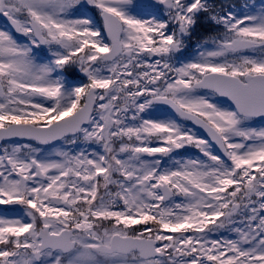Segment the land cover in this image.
<instances>
[{
	"label": "snow or ice",
	"instance_id": "obj_1",
	"mask_svg": "<svg viewBox=\"0 0 264 264\" xmlns=\"http://www.w3.org/2000/svg\"><path fill=\"white\" fill-rule=\"evenodd\" d=\"M243 9L0 0V142L79 149H0V264H264V0Z\"/></svg>",
	"mask_w": 264,
	"mask_h": 264
},
{
	"label": "rangeland",
	"instance_id": "obj_2",
	"mask_svg": "<svg viewBox=\"0 0 264 264\" xmlns=\"http://www.w3.org/2000/svg\"><path fill=\"white\" fill-rule=\"evenodd\" d=\"M0 29H2L1 27H0ZM259 127H262V126H257V128H259ZM14 144H19V143H11V144H9V145H14ZM19 145H23V144H19ZM58 148H62L63 150H64V148L60 145V146H58ZM60 150V149H59Z\"/></svg>",
	"mask_w": 264,
	"mask_h": 264
}]
</instances>
